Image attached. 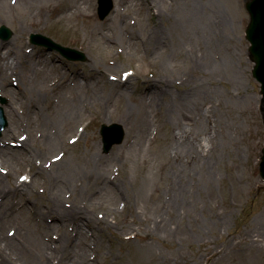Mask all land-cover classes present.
<instances>
[{
	"label": "rangeland",
	"instance_id": "1",
	"mask_svg": "<svg viewBox=\"0 0 264 264\" xmlns=\"http://www.w3.org/2000/svg\"><path fill=\"white\" fill-rule=\"evenodd\" d=\"M64 1L68 8L63 17L57 20L46 17L43 23H37L30 21L32 7L21 5L19 0H0V26L10 30L8 38H0L1 52L8 54L13 66L12 71H0V86L4 87L2 83L8 81L9 73L12 76V83H7L10 91L4 93L0 87V100L4 99L0 104L7 121L0 139L11 122L7 106L13 99L12 112L18 115L21 126L17 133L25 135L24 142L28 138L33 141L26 148L36 149L35 153L17 157L15 167L0 164V186L10 188L20 178L29 181L31 166L38 164L40 158L45 174L26 192L29 200L26 212L31 214L29 211H35V203L39 202L44 211L50 202L48 187L56 183V164L77 170L78 174L72 176L76 192H72L73 187L69 191L62 188L59 198L65 208L75 205L91 218L103 220L84 227L89 259H95L96 264H264V180L258 173L264 130L258 109L259 84L251 74L253 62L248 56L249 43L245 38L249 17L244 0H193L203 2L206 9L204 13H193L191 24L186 27L174 15H178L176 8L184 5L183 0L177 6L175 1L165 0L161 14L153 0H123V3L113 0L114 6L121 3L126 8L123 23L127 31L134 30L137 46L128 43L129 32L114 31L119 21V17L111 15L114 6L105 18L99 19L97 0ZM78 10L92 13V20L74 16ZM214 23L218 28L209 30ZM154 26L160 31V43L148 52L142 44L147 45L143 40ZM104 28L116 39L111 46L103 45L99 38ZM31 32L74 46L85 53L86 59L70 61L55 51L33 45L28 40ZM37 55L46 56L52 70L36 66ZM204 55L207 56L201 59L204 64H198L197 68L192 65V57L200 60ZM125 73L132 74L124 84L109 78L123 77ZM62 76H65L63 80L67 78L66 82H55ZM145 79L154 82L158 79L168 90L156 107H150L145 95L146 88L142 85ZM77 86L81 87V111L74 117L57 121L49 116L46 131L37 124L29 134L25 125L29 120L38 122L29 108H54L60 104L62 89ZM192 87V93L200 92L201 101L207 97L204 107L210 108L208 115L198 117L197 121L181 122L184 135L202 139L204 143L211 133L208 141L211 156L184 169L173 158L178 141L172 134L178 133L179 127L166 112L177 105L182 108L183 101L177 98V93ZM193 116L196 119L195 113ZM145 119L150 122L139 132ZM111 122L120 123L125 136L121 143L104 152L99 128L102 123ZM52 128H59L60 133V144L55 148L44 144ZM138 139L141 150L135 151L131 146ZM6 145L14 147L10 141ZM41 150L48 151L45 157L37 154ZM56 155L61 156L59 160L49 161ZM175 168L181 172L178 179L190 190L185 197L188 208L181 218L178 216L169 223L171 234L165 237L163 205L173 195L171 174ZM95 171L94 180L87 184L83 173L89 175ZM107 182L118 184L122 192L119 197L112 199L106 193H99V188ZM10 200L12 211L11 204H15L13 214L24 209L17 196ZM13 214L8 206L4 214L1 208L0 221ZM46 216L38 236L52 249L51 254L43 249L42 259L46 255L55 262L58 253L74 254V244L72 249L70 245L61 249L58 240L68 233L76 246L79 230L69 220L59 225L61 229L54 226L49 230L46 224L55 221ZM23 223L29 227L31 221L24 219ZM144 232L151 235L144 237ZM0 237L11 238L21 245L10 250L0 242V255L13 264H25L18 255L28 251L29 245L32 248L33 243L15 230L13 221L1 227Z\"/></svg>",
	"mask_w": 264,
	"mask_h": 264
},
{
	"label": "bare ground",
	"instance_id": "2",
	"mask_svg": "<svg viewBox=\"0 0 264 264\" xmlns=\"http://www.w3.org/2000/svg\"><path fill=\"white\" fill-rule=\"evenodd\" d=\"M87 0H85L86 2ZM154 5L157 4V12L158 14H161L162 10L160 9L163 5H165V0H153ZM175 1V6L178 5V3H182L179 0H173ZM187 1V3H186ZM79 2V1H77ZM19 3L21 5H27L29 7L33 8V13H30V21H35L37 23H43V19L48 17L52 20H57L60 17H63L66 8H68V4L64 0H45L44 2L40 0H19ZM121 3H123V0H121ZM121 3H119V6H114V11L111 14L112 17L118 19L119 21L117 23V27L115 28L114 31H116L118 34H121L122 31H127V27L123 23L125 16L127 15L126 11H123V9H126L122 7ZM78 4V3H77ZM184 5L180 7L179 9L176 8V11L178 15L174 14L175 17L179 16L180 21L183 22L185 27L188 24H191L189 21L192 19L193 13H204L206 6L203 4V2H195L193 0H183ZM69 5L70 2H69ZM164 9V8H163ZM82 18H85L86 20L91 21L93 18V14L86 12L83 13L82 11L78 10V12L75 14ZM111 17V18H112ZM216 22V21H215ZM36 23V24H37ZM218 28L217 25L210 24L209 30H214ZM23 30H25V27H23ZM149 31V30H148ZM211 31V32H212ZM130 36L128 37L127 41L128 43H135V46L139 45L137 43V40L135 39V33L133 29H130L129 31ZM99 38L102 41L103 45H113V40L114 39L109 33L108 29H102L99 32ZM160 38L161 34L160 31L158 30L157 26L152 27L150 31V35L146 37L143 41L147 45H143L145 49L151 50L154 47L159 46L160 43ZM123 39V38H121ZM141 46V44H140ZM107 48L108 46H104ZM146 50V51H147ZM8 54H3L1 52V44H0V60H1V65H0V71L5 73L8 70L13 69L12 66V61L9 63V57L7 56ZM201 59H207V56L204 55L198 60V58H191L192 65H194L196 68L198 67V64H201L203 60ZM35 65L40 66L42 68H46L47 70L51 69L50 68V60L44 56V55H37L35 57ZM52 70V69H51ZM47 74V73H46ZM130 76H127L125 79H122L121 77L115 78L113 82L119 83V84H124L129 81ZM188 77V76H187ZM11 74L9 73V78L8 81L2 83L4 85L0 86L1 90L5 93L7 90L10 91L7 87V83L11 82ZM65 76H62L60 81H55V82H66L67 78L63 80ZM167 80L166 78H164ZM182 81L185 80L184 77H181ZM170 82V80H167ZM163 82V81H162ZM66 87L68 86L67 83ZM146 88V94L147 98L149 99L150 102V107H156L158 105V100L160 97H165L168 94V90L164 88V85L160 83V80H156L155 82L149 79L143 80V84ZM166 86V84H165ZM197 86V85H196ZM198 87V86H197ZM80 86H77L75 88L73 87H68L65 89H62L60 92L61 96V101L60 104L56 105L54 108H49L48 106H43L40 108V106H37L36 109H30V114L35 116L36 119H38L37 123H32V121L29 120V123L25 125V128L29 129V134H32L31 128H35L37 124H40L41 127H43V130L46 131L47 126L46 123L49 121V116L54 117V119L57 121L60 118L64 117H74L75 114H78L81 111L80 103H79V98H80ZM194 89V87L191 88V90L186 91L184 90L183 92H178L177 93V98L183 101L182 103V108H178L179 105L176 107H171V109H167L166 114L169 115L170 120L173 119L175 121V124L179 127V132L178 133H173L172 138L177 139L178 144H175L174 146V153H173V158L179 161L181 166L185 169L187 166H189L191 163H196L204 160L207 155L209 157L211 156V149L209 150V143L208 141H211V133H209L205 139L204 143L202 142V139H191L187 135H184V125L181 124V122L186 121L187 123H192L194 121L198 120V117H203L208 115L209 112V106L204 107V104L207 102V97L203 98L201 101V94L199 91L197 93H192L191 91ZM12 99V98H11ZM181 105V104H180ZM8 113L10 116L11 122L8 123L7 127V133L3 135V137L0 139V164L1 163H7L10 164L12 167L16 166V159L17 157L24 156L26 153L32 154V151L35 153L36 149L34 148H26L28 147L32 140L30 138L27 139L26 142L24 136H21V134L17 133V129H19L21 126H19V121H17V114H14L12 112V109L14 108L13 106V99L9 101L8 104ZM193 110V111H192ZM196 114V119L194 118L193 114ZM172 114V116H171ZM62 119L59 123L62 122ZM125 119V118H124ZM126 120V119H125ZM145 124L139 128V132L144 130L146 126L148 125V122H150L148 119H145ZM150 124V123H149ZM57 125V124H56ZM59 129V128H58ZM57 129V130H58ZM56 129L52 128L49 132L48 136H45L44 138V144L49 145L51 148H55L57 144H60V133L57 132ZM52 132V133H51ZM48 134V133H47ZM23 135V134H22ZM177 136H179L177 138ZM15 137V138H14ZM28 137V135H27ZM8 141H13L15 142V147H21L19 149H16L14 147H9L6 145ZM4 145V146H3ZM3 147V148H2ZM24 149V151H20L18 153V150ZM131 149L135 151H140L141 146H140V140L138 139L137 141L134 142V144L131 146ZM47 150L45 152L39 151L37 152L38 155H42L41 157H45L47 155ZM39 163L37 164L35 162L33 169L31 170L29 174V181L25 178H20L19 183L13 184L10 188H6L4 186H0V211L2 208V213H5V209L9 208L11 213L13 214L15 204H11V207L13 211L10 208V204L8 201L11 202L10 198L12 196H17L18 197V202L21 204L20 206L24 209L15 212L12 216L8 217L11 221H13V225H15V230L18 231V233H22L25 235L27 240H29L30 243H33L32 248L29 247L27 248L28 251L24 250V252L20 255H18L20 258H22L25 262V264H96L95 259H89V243H88V237L86 236V232L84 231L85 226H91L92 223H95L97 225L98 222L102 223L103 220L97 218H91L90 215L86 212H82L81 210L78 209L77 206L71 205L70 208H65L62 205V202L59 198V191H62V188H67V191L70 190V187H73L72 185V179L73 175L78 174L77 170H74L70 167L64 166V164L58 163L55 165L56 173H55V179L56 183H53V185H50L49 188V200L50 202L46 204L44 207V211L42 208L39 206V202L35 203V211H29L31 214H28L26 212V207L29 204V200L27 198L26 192L29 191V189L34 185V181L39 180L41 175L45 174V171L42 170L41 167V161L40 158ZM56 158H49V161H53ZM60 159V158H59ZM58 159V160H59ZM25 162V158L23 159ZM37 161V160H36ZM24 162H21V166L24 168ZM185 163V164H184ZM4 167V166H2ZM19 168V165L17 166ZM22 169V168H20ZM177 168L172 170V176L174 179H172V192L173 195L169 196L166 199V202L168 203L167 205H163L165 208L166 215L163 217L162 220V231L164 236H168L171 233L169 232V223L172 222L176 217L183 215V213L186 211L188 208V205L186 204L188 194H190V190L182 184L183 181L178 179V176L181 175V172L176 171ZM103 170V169H102ZM101 170V171H102ZM101 173V172H99ZM98 173V174H99ZM96 174V171L89 172V175L86 173H83V177L85 178V181L87 184H90L95 178L93 176ZM93 176V177H92ZM49 178L45 179L46 182H48ZM100 191L99 193L102 195L104 193L110 195V197L116 198L121 195V190L118 188V184L116 183H109L107 182L106 185L102 186L99 188ZM75 189L73 187L72 192H74ZM76 192V191H75ZM74 192V193H75ZM66 193V190L65 192ZM92 198V197H90ZM15 201V202H17ZM7 204V205H6ZM119 204H121V201H119ZM129 204V200H127V205ZM125 206V203L122 202V207ZM20 208V207H19ZM17 208V209H19ZM42 210V211H41ZM46 210V211H45ZM116 212L118 210L115 209ZM50 217L55 221V223L51 224H46V227L49 230H52L54 226L58 229H61L59 225H64L65 221L69 220V222L73 223V226H75L79 232L81 233L80 236L77 238L76 246L74 240L72 241V238L65 235H62L59 240H58V246L59 248L63 249L64 245H70L72 249V244H74V250L76 252L74 254H69L66 253V251H63L61 253H58L57 260L54 262L53 260L51 261L46 255L45 259L43 258L42 251L43 249L46 248V250L50 251L48 254H51V249L46 242L41 240L38 236V232L40 229H43V225H45L43 218L44 216ZM162 216V215H161ZM4 217L0 221V229L3 225L10 223V220ZM24 219L27 221H31L30 226L24 225L23 221ZM35 221V222H34ZM150 223V221H148ZM63 231V230H62ZM148 235H151L149 233H143L144 237H147ZM0 242L3 243L7 248L10 250H14L17 248H20L21 245L17 244L14 240L6 239L3 237H0ZM41 256V257H40ZM0 264H13L11 263L8 259L5 258L4 255H0Z\"/></svg>",
	"mask_w": 264,
	"mask_h": 264
},
{
	"label": "water",
	"instance_id": "3",
	"mask_svg": "<svg viewBox=\"0 0 264 264\" xmlns=\"http://www.w3.org/2000/svg\"><path fill=\"white\" fill-rule=\"evenodd\" d=\"M101 1V0H100ZM112 7V1L106 0L105 4L99 6L100 16L103 17ZM245 8L247 9L250 20L246 28V38L250 41L249 56L254 62L252 69V75L260 82V105L259 109L262 114V121L264 126V0H246ZM3 29H6L3 27ZM7 30V29H6ZM9 34V31L7 35ZM6 35V36H7ZM48 48L58 49L63 53H66L67 48L60 47L50 41H45ZM78 57H82L81 53L77 54ZM0 127L5 125V121L0 115ZM104 137L105 150H108L111 142L109 140H120L122 137L121 127L118 125H112L108 128L102 129ZM259 173L264 178V147L261 150L259 161Z\"/></svg>",
	"mask_w": 264,
	"mask_h": 264
}]
</instances>
